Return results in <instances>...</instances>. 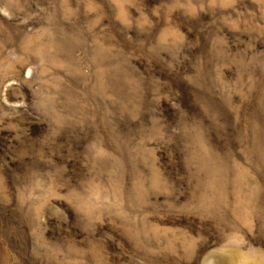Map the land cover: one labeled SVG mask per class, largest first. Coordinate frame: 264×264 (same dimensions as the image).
Wrapping results in <instances>:
<instances>
[{
	"label": "rangeland",
	"instance_id": "374dc122",
	"mask_svg": "<svg viewBox=\"0 0 264 264\" xmlns=\"http://www.w3.org/2000/svg\"><path fill=\"white\" fill-rule=\"evenodd\" d=\"M0 264H264V0H0Z\"/></svg>",
	"mask_w": 264,
	"mask_h": 264
}]
</instances>
